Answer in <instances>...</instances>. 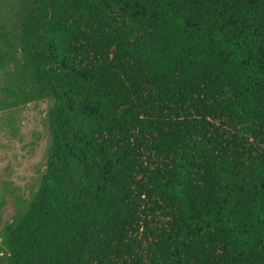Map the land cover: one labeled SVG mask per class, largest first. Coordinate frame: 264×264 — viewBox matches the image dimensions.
<instances>
[{
	"label": "trees",
	"instance_id": "1",
	"mask_svg": "<svg viewBox=\"0 0 264 264\" xmlns=\"http://www.w3.org/2000/svg\"><path fill=\"white\" fill-rule=\"evenodd\" d=\"M40 101L0 264H264V0H0V112Z\"/></svg>",
	"mask_w": 264,
	"mask_h": 264
},
{
	"label": "rangeland",
	"instance_id": "2",
	"mask_svg": "<svg viewBox=\"0 0 264 264\" xmlns=\"http://www.w3.org/2000/svg\"><path fill=\"white\" fill-rule=\"evenodd\" d=\"M49 105L40 101L0 112V231L23 209L45 172Z\"/></svg>",
	"mask_w": 264,
	"mask_h": 264
}]
</instances>
